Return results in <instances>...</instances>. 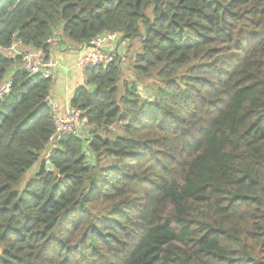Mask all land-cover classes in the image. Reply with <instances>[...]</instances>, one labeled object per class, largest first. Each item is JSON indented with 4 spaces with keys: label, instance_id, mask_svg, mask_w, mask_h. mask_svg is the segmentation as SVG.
Wrapping results in <instances>:
<instances>
[{
    "label": "trees",
    "instance_id": "obj_1",
    "mask_svg": "<svg viewBox=\"0 0 264 264\" xmlns=\"http://www.w3.org/2000/svg\"><path fill=\"white\" fill-rule=\"evenodd\" d=\"M106 33L132 74L118 50L87 70L88 129L50 149L54 78L9 50ZM9 80L0 264H264V0H0Z\"/></svg>",
    "mask_w": 264,
    "mask_h": 264
},
{
    "label": "built area",
    "instance_id": "obj_2",
    "mask_svg": "<svg viewBox=\"0 0 264 264\" xmlns=\"http://www.w3.org/2000/svg\"><path fill=\"white\" fill-rule=\"evenodd\" d=\"M119 40V35L116 33H106L95 38L90 46L88 52L84 54L78 62V68L84 73L87 70L98 68L101 66H109L114 60V46ZM59 43L60 38H53L49 43ZM109 47V50L105 49ZM20 44H14L10 48V52L17 54L21 58L20 69L30 75H40L43 78L50 79L56 75L58 63L52 57L42 50H21ZM86 80V79H85ZM11 88V80H9L5 87L0 92V97L8 94ZM50 106L55 113V131L50 137L49 148H56L62 139L66 136L79 135L86 131L89 126V118L87 114L80 108L69 107L65 117L58 116L57 109L49 100Z\"/></svg>",
    "mask_w": 264,
    "mask_h": 264
},
{
    "label": "crops",
    "instance_id": "obj_3",
    "mask_svg": "<svg viewBox=\"0 0 264 264\" xmlns=\"http://www.w3.org/2000/svg\"><path fill=\"white\" fill-rule=\"evenodd\" d=\"M121 46L117 47L118 51L121 50ZM105 49L109 50V47ZM87 52L88 48L76 49L63 45H57L51 51L50 57L58 63L51 92V101L57 109L58 116H66L75 92L85 85V75L78 68V62Z\"/></svg>",
    "mask_w": 264,
    "mask_h": 264
},
{
    "label": "rangeland",
    "instance_id": "obj_4",
    "mask_svg": "<svg viewBox=\"0 0 264 264\" xmlns=\"http://www.w3.org/2000/svg\"><path fill=\"white\" fill-rule=\"evenodd\" d=\"M121 47H122L121 50L118 51L119 57H121V59L123 61L122 68L124 69L125 78H129V75L132 74L131 59H132V56L134 55V53L139 50V45L137 42H135V44L131 43V45L129 47L127 45H125V46L122 45ZM113 49H115V51L117 50L116 45L114 46ZM33 174H34V171H32L31 174H29L27 178H31V176H33Z\"/></svg>",
    "mask_w": 264,
    "mask_h": 264
},
{
    "label": "water",
    "instance_id": "obj_5",
    "mask_svg": "<svg viewBox=\"0 0 264 264\" xmlns=\"http://www.w3.org/2000/svg\"><path fill=\"white\" fill-rule=\"evenodd\" d=\"M46 169H47L48 172L53 171V165L50 162H48L47 165H46Z\"/></svg>",
    "mask_w": 264,
    "mask_h": 264
}]
</instances>
